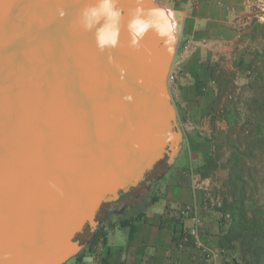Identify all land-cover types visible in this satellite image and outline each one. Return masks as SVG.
Listing matches in <instances>:
<instances>
[{"label": "water", "instance_id": "1", "mask_svg": "<svg viewBox=\"0 0 264 264\" xmlns=\"http://www.w3.org/2000/svg\"><path fill=\"white\" fill-rule=\"evenodd\" d=\"M47 38L51 58L63 45L79 54L57 86L29 65ZM178 45L157 0H0V264L68 263L104 204L167 154L175 164L185 138L169 84ZM100 149L109 161H96Z\"/></svg>", "mask_w": 264, "mask_h": 264}, {"label": "crops", "instance_id": "2", "mask_svg": "<svg viewBox=\"0 0 264 264\" xmlns=\"http://www.w3.org/2000/svg\"><path fill=\"white\" fill-rule=\"evenodd\" d=\"M157 1L169 7L176 25L181 24L176 59L180 50V53L184 51L186 67L191 77L195 78L189 87L191 123L197 127L224 124L227 120L234 123L236 116L233 121L229 118L230 111L234 113L233 104L226 105V111H210L217 93V85L211 80V67L215 63H233L246 74L250 72L253 58L258 55L264 58V0ZM198 81L206 84L207 89L201 87L198 91ZM214 109L218 110L216 107ZM223 112H226V116ZM214 134L208 127L205 138L211 139ZM206 145L210 153L211 145ZM198 152V149L195 150V155L198 156ZM190 182L182 176H176L175 181L166 187L165 197H160L153 206L144 209L143 217L132 223L134 230L118 224L120 220L133 217L139 211L122 217L116 223L117 226L108 235L111 248L109 264H233L228 254L208 261L192 244L182 248L177 245L180 237L178 228L181 225L179 208L186 202L197 201L200 204L206 241L218 238L221 233L218 212L201 203V192L195 191ZM155 204H158L157 207ZM186 223L190 224V219ZM121 230L125 233L123 240L119 232ZM117 235L121 236V240L116 238Z\"/></svg>", "mask_w": 264, "mask_h": 264}, {"label": "rangeland", "instance_id": "3", "mask_svg": "<svg viewBox=\"0 0 264 264\" xmlns=\"http://www.w3.org/2000/svg\"><path fill=\"white\" fill-rule=\"evenodd\" d=\"M176 26L177 35L181 38V24L177 23ZM180 52L182 51L180 50ZM180 52L174 65L176 77L171 84V92L178 108L179 123L184 131L183 150L175 164L169 167V169L170 156L167 154L148 172L144 183L138 185L136 188L127 190L126 194H124V197L125 195L127 197V204L121 210L113 208L114 210L109 212L112 205L110 203L104 204L97 216V219L100 221L99 224H102L106 220L117 223L122 217L136 213L140 209H148L154 205L151 203L152 196L165 197L164 194L167 192L165 190L166 187L175 181L176 176H182L185 180L191 181L190 174H197L203 179L206 178L213 181V190L216 194L220 193L223 204L220 207L209 206V208L218 212L220 227L224 231L228 230L232 224L230 218H225V214L228 213L227 206L234 195L245 194L247 207L249 209L256 207L264 215V140H262L264 139V126L262 125L263 128L256 127V122L252 121L249 127L244 128L242 123L244 119L242 118L232 124L229 123V120L225 121L224 124L216 123L210 126L205 124L198 127L195 123H191V112L188 102L190 101L189 87L194 83L195 78L191 77V73L186 67L184 51L183 53ZM258 56L253 58L249 67L250 72L246 74L236 68L233 63L224 62L213 65L215 77L219 78L223 84L222 86L225 87L222 98L215 103V107L218 110H215L214 113L221 112L222 109H225L226 105L237 103L240 107L238 111L243 113L241 116L246 117L244 113L248 112L245 108V100L253 92L243 91L246 90L245 86L250 84L248 81L252 73L262 66L261 61H264V58L262 59ZM202 87L207 89L206 84H203ZM253 88L254 85L252 84L250 89ZM230 93H232V97L229 96ZM257 109V105L253 107V111ZM236 114V112L231 113L230 111L229 118L231 121L234 120V116H237ZM223 115L226 116V112H223ZM208 127L215 133V138H205V131ZM205 143L211 145L212 149L210 153L207 152L208 148ZM197 149L199 150L198 156L195 155V150ZM209 159L210 164H206ZM186 160L188 164H186ZM190 183L192 184V181ZM148 188H150L149 191ZM134 195H137V197H134ZM114 205L116 206V203ZM156 205L158 204H155V207H157ZM260 223L261 218L257 222V227L260 226ZM111 230L109 229L108 235H110ZM119 232H121L123 240L125 233L122 230ZM91 234V227H86L78 236V239L81 243H84L90 239ZM121 236L117 235L116 238L121 240ZM258 241L264 242L260 237ZM218 242L219 239L216 237L209 240V243L212 245H217ZM224 245H227L225 248L228 251L231 262L236 263L237 261H241L240 252L242 244L240 240L236 239L229 245L228 243H224ZM104 253V247L100 242L95 250L85 253L82 261L70 260L71 262L69 261L66 264H77L78 262L84 264H102ZM263 255L261 252L260 254L258 253L260 259H264Z\"/></svg>", "mask_w": 264, "mask_h": 264}, {"label": "trees", "instance_id": "4", "mask_svg": "<svg viewBox=\"0 0 264 264\" xmlns=\"http://www.w3.org/2000/svg\"><path fill=\"white\" fill-rule=\"evenodd\" d=\"M261 62L262 66H260L255 72L252 73L248 81L250 84L246 85V90L243 91L253 92L252 95H250L245 100V108L248 112L244 113L246 115L245 118L241 116V114L243 113L238 111L240 109L239 105L237 103L233 104V111L237 113L235 120L239 121L241 118L244 119V121L242 122L244 128L249 127L250 122L252 121L256 122V127L263 128L264 126V124H262V122H264V61ZM211 80H214V82L217 83V93L215 95L216 97L214 98L215 100L213 101L210 110L214 112V108L216 105L215 103L217 100L219 101L220 98H222L225 87L222 86L223 84L220 82V79L215 77V68L213 66L211 67ZM203 84L204 83H202V81L197 82L198 91H200V88L203 86ZM252 84L254 85V88L250 89ZM229 96L232 97V93H230ZM256 105L258 109L253 111V107ZM187 162L188 161L186 160V164H188ZM207 163L210 164V159L207 160L206 164ZM159 198L160 196L158 195L152 196L151 203L157 202ZM246 200L247 199L245 198V194L243 193L237 196L234 195L231 198L230 203L227 206V212L230 213V222H232V224L231 227L226 231L221 228V233L218 237L219 242L215 246L223 248L225 250L224 255H227L228 251L225 248L227 247V245L225 246L224 243H228L229 245L236 239L240 240L242 244L240 252L242 258L241 261H237L236 263L233 262V264H264V259H260L258 256V253L260 254V252L264 254V242L262 243V241H258L259 237L261 238V240H264V215L260 212V209H257L256 207H252L251 209H249L247 207ZM110 204L114 203L112 202ZM143 214L144 209H140V211L135 216L120 220L118 225L120 227H129L130 230H134L132 223L134 221H139L143 217ZM260 218L261 223L260 226L257 227V222L258 220H260ZM116 226V222H112L110 220H106L102 224H99L95 232L92 230V234L89 239L90 242L87 247L76 257L72 258L71 261H82L85 253L87 251L91 252L95 250L101 242L105 252L102 259V264H109L111 248L109 244L108 233L109 229L115 228ZM87 228H90V226L88 225ZM181 228L182 227L178 228V231L180 233L182 232ZM243 233L245 236L243 235Z\"/></svg>", "mask_w": 264, "mask_h": 264}, {"label": "built area", "instance_id": "5", "mask_svg": "<svg viewBox=\"0 0 264 264\" xmlns=\"http://www.w3.org/2000/svg\"><path fill=\"white\" fill-rule=\"evenodd\" d=\"M175 65V63H174ZM176 77V71L173 66L169 75V84L174 82ZM192 187L195 191L201 192L202 204L205 206H222V197L220 193L216 194L213 188V181L211 179L201 178L197 174H190ZM179 215L181 218L182 232L179 233L177 245L179 247H185L188 244H192L202 257L208 261H213L221 258L225 250L215 245L210 244L205 240L203 235L204 220L200 213V204L197 201L186 202L179 208ZM225 218L229 219L230 214H225ZM190 219L191 223H186Z\"/></svg>", "mask_w": 264, "mask_h": 264}, {"label": "bare ground", "instance_id": "6", "mask_svg": "<svg viewBox=\"0 0 264 264\" xmlns=\"http://www.w3.org/2000/svg\"><path fill=\"white\" fill-rule=\"evenodd\" d=\"M56 45H57L56 41H54L53 39L47 38L45 40V44H44L42 50L40 47V43H38V51L36 53L37 57L33 58L34 62H35L34 67L32 66L33 62L31 60H29L30 69H32V71L35 74L43 75V76L45 75V76H48V78L50 77L51 81L54 79L55 86H57L60 83V80H58V78L60 79V77L55 76V75H62V77H66L65 74L71 73L72 69H73V72L75 71V69H78L77 63L79 61L78 60L79 54L78 53L73 54V52H75V51H72L71 49L68 52L64 45L61 46V53H60V55H64V57L59 59V60H55V59L51 58V55L49 56V54L51 52V49H53V47H55ZM14 66L20 70H23V71L27 69V66L24 62L16 61ZM101 130H100V135H103L104 129L102 127H101ZM104 140H106V141H104ZM112 141L113 140H107L105 137L103 138V136H102L100 145L102 146V144H103L105 147H108L110 145L112 146L113 144L117 145V143L112 142ZM86 154H88V153H86ZM109 154H110V151L108 153L105 151H102V150L98 151V153H96V157L98 160H96V161L98 163H101L102 161H106V160L109 161L110 157H111V155H109ZM87 157L90 159H96V158L90 157L88 155H87ZM125 157H127V156H125ZM115 158L116 157H113V160ZM119 158L122 159L121 157H119ZM122 160H124V158ZM122 160L120 161L121 163H122ZM116 161H117V159H116ZM89 163H91V161H89ZM115 168L117 170V168L119 169L120 166L118 165Z\"/></svg>", "mask_w": 264, "mask_h": 264}, {"label": "flooded vegetation", "instance_id": "7", "mask_svg": "<svg viewBox=\"0 0 264 264\" xmlns=\"http://www.w3.org/2000/svg\"><path fill=\"white\" fill-rule=\"evenodd\" d=\"M168 169H169V167H168ZM145 182V179H143L141 182H140V184H142V183H144ZM139 184V185H140ZM138 186V185H137ZM137 186H133V187H131V189H133V188H136ZM150 190V188H148V191ZM124 194H126V191L125 192H122L121 193V195H120V197L116 200V201H114L113 203L115 204L116 203V206L114 205V204H111L112 205V207L109 209V212H111L112 210H114L115 208H118V209H122L126 204H127V197H126V195H125V197H124ZM134 197H137V195L135 196L134 195ZM112 203V202H111ZM114 208V209H113Z\"/></svg>", "mask_w": 264, "mask_h": 264}]
</instances>
